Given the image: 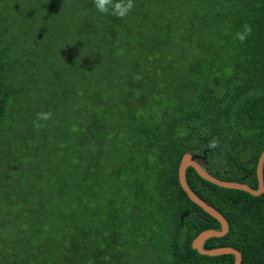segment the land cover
<instances>
[{
    "label": "trees",
    "instance_id": "obj_1",
    "mask_svg": "<svg viewBox=\"0 0 264 264\" xmlns=\"http://www.w3.org/2000/svg\"><path fill=\"white\" fill-rule=\"evenodd\" d=\"M26 3L0 9V264H233L192 248L220 224L177 170L196 153L210 174L257 187L264 0H133L122 18L120 0L108 13L94 0ZM186 181L228 221L203 247L264 264V192L192 167ZM157 202L167 240L145 224Z\"/></svg>",
    "mask_w": 264,
    "mask_h": 264
},
{
    "label": "water",
    "instance_id": "obj_2",
    "mask_svg": "<svg viewBox=\"0 0 264 264\" xmlns=\"http://www.w3.org/2000/svg\"><path fill=\"white\" fill-rule=\"evenodd\" d=\"M200 155L196 153L187 152L184 153L179 161L178 170H177V176L178 181L181 185V188L187 195V197L197 204L200 208H202L205 212H207L209 215L214 217L220 224L219 229H205L199 232L191 241V246L193 249L197 250L198 253L202 255H210V256H216V255H222V254H232L234 256L233 264H241V253L235 249L232 246H220L215 247L211 249H206L203 247V243L210 237H218L223 236L228 231V221L224 217V215L217 210L212 205L208 204L206 201H204L201 197H199L195 192L191 190V188L188 186L186 181V169L188 167H192L198 175L221 187L225 188H232V189H239L243 191H247L248 193L252 195H260L264 192V181H263V164H264V148L262 149L256 165V179H257V187L252 188L250 185L243 183V182H237V181H228L219 177H216L212 174H210L208 171L204 169V167L200 164ZM189 214L188 211L184 210L180 217V225H183L184 217H186ZM204 264V263H201Z\"/></svg>",
    "mask_w": 264,
    "mask_h": 264
},
{
    "label": "clouds",
    "instance_id": "obj_3",
    "mask_svg": "<svg viewBox=\"0 0 264 264\" xmlns=\"http://www.w3.org/2000/svg\"><path fill=\"white\" fill-rule=\"evenodd\" d=\"M97 9L102 13H108L107 5L111 3V0H94ZM134 7L133 0H120V3L115 5L114 12L112 14L117 15L118 17L126 16ZM252 32L250 25L244 26L243 32H237L236 38L240 41H244L248 35ZM51 113H38L37 117L39 120H48L51 119ZM34 126L40 127V124H35ZM210 148L216 147V142L212 141L209 143Z\"/></svg>",
    "mask_w": 264,
    "mask_h": 264
},
{
    "label": "rangeland",
    "instance_id": "obj_4",
    "mask_svg": "<svg viewBox=\"0 0 264 264\" xmlns=\"http://www.w3.org/2000/svg\"><path fill=\"white\" fill-rule=\"evenodd\" d=\"M18 1L23 2L24 4L26 3V0H0V9H2V15H9L10 14V10L11 9H15V6H18ZM16 9L20 10L19 7H17ZM160 195L158 194V192H154L153 193V197L156 199L158 198ZM160 203L157 202L154 206L152 210L153 212H155V221L151 222L150 225L148 223H145L146 225L150 226L152 231L158 235V236H162L165 240H167L170 236L171 231L173 230V227L170 226L169 228L166 229L167 223L162 222V221H158L159 218V213L157 211V206ZM175 207L173 206V208L168 210V216H172L173 215V211H174Z\"/></svg>",
    "mask_w": 264,
    "mask_h": 264
},
{
    "label": "flooded vegetation",
    "instance_id": "obj_5",
    "mask_svg": "<svg viewBox=\"0 0 264 264\" xmlns=\"http://www.w3.org/2000/svg\"><path fill=\"white\" fill-rule=\"evenodd\" d=\"M200 164H202V163H200Z\"/></svg>",
    "mask_w": 264,
    "mask_h": 264
}]
</instances>
